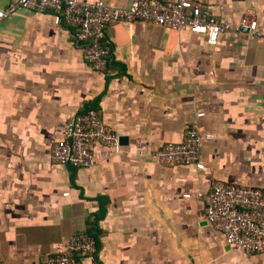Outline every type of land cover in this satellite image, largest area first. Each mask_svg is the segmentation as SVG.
I'll return each mask as SVG.
<instances>
[{"label": "crops", "instance_id": "crops-1", "mask_svg": "<svg viewBox=\"0 0 264 264\" xmlns=\"http://www.w3.org/2000/svg\"><path fill=\"white\" fill-rule=\"evenodd\" d=\"M202 1L219 20L257 14L264 28V0ZM107 33L115 51L96 71L51 13L0 17V261L40 264L83 231L97 251L82 264H264L206 218L213 180L264 187V36L225 32L211 46L145 21ZM90 108L127 141L98 146L93 167L55 162L68 119ZM195 122L213 134L204 169L152 155Z\"/></svg>", "mask_w": 264, "mask_h": 264}, {"label": "built area", "instance_id": "built-area-1", "mask_svg": "<svg viewBox=\"0 0 264 264\" xmlns=\"http://www.w3.org/2000/svg\"><path fill=\"white\" fill-rule=\"evenodd\" d=\"M20 9L49 12L56 24L70 28L96 71L104 70L114 54V44L107 33L114 22L145 21L173 30H189L206 35L211 46L217 45L225 32L264 36L257 14H244L237 23L219 20L202 0H132L126 6H113L106 0H10L5 9H0V17ZM197 116H204V112ZM212 137L195 122L186 128L182 140L168 141L152 155L166 166L202 170L203 146ZM118 145L119 134L107 124L103 111L90 108L68 119L63 137L53 145L52 158L60 164L89 168L98 163V146ZM206 218L223 233L228 244L238 245L247 253L264 252V187L213 180L207 194ZM96 251L95 236L79 231L69 238L63 252L48 256L40 264H82L85 256Z\"/></svg>", "mask_w": 264, "mask_h": 264}, {"label": "water", "instance_id": "water-1", "mask_svg": "<svg viewBox=\"0 0 264 264\" xmlns=\"http://www.w3.org/2000/svg\"><path fill=\"white\" fill-rule=\"evenodd\" d=\"M119 141H127V138L126 136H119Z\"/></svg>", "mask_w": 264, "mask_h": 264}, {"label": "trees", "instance_id": "trees-1", "mask_svg": "<svg viewBox=\"0 0 264 264\" xmlns=\"http://www.w3.org/2000/svg\"><path fill=\"white\" fill-rule=\"evenodd\" d=\"M92 234V233H91Z\"/></svg>", "mask_w": 264, "mask_h": 264}]
</instances>
